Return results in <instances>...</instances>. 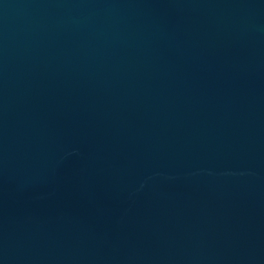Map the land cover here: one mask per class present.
Masks as SVG:
<instances>
[{"label":"water","instance_id":"95a60500","mask_svg":"<svg viewBox=\"0 0 264 264\" xmlns=\"http://www.w3.org/2000/svg\"><path fill=\"white\" fill-rule=\"evenodd\" d=\"M0 264H264V0H0Z\"/></svg>","mask_w":264,"mask_h":264}]
</instances>
